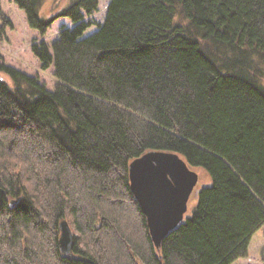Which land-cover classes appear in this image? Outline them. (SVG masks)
<instances>
[{
    "label": "trees",
    "instance_id": "trees-1",
    "mask_svg": "<svg viewBox=\"0 0 264 264\" xmlns=\"http://www.w3.org/2000/svg\"><path fill=\"white\" fill-rule=\"evenodd\" d=\"M13 0L53 89L0 63V264H230L264 225V0ZM0 36L6 26L0 8ZM3 74V75H2ZM173 151L205 174L155 248L128 164ZM200 170V171H199ZM200 182V181H199ZM15 199L14 205L9 204ZM75 237L58 248V222Z\"/></svg>",
    "mask_w": 264,
    "mask_h": 264
},
{
    "label": "water",
    "instance_id": "water-1",
    "mask_svg": "<svg viewBox=\"0 0 264 264\" xmlns=\"http://www.w3.org/2000/svg\"><path fill=\"white\" fill-rule=\"evenodd\" d=\"M128 177L130 189L146 217L150 238L158 249L163 237L183 221L198 174L175 152L148 150L130 161ZM4 195L5 190L0 187V204ZM58 230V248L69 257L74 234L66 219L58 222Z\"/></svg>",
    "mask_w": 264,
    "mask_h": 264
},
{
    "label": "rangeland",
    "instance_id": "rangeland-1",
    "mask_svg": "<svg viewBox=\"0 0 264 264\" xmlns=\"http://www.w3.org/2000/svg\"><path fill=\"white\" fill-rule=\"evenodd\" d=\"M70 1L43 0L39 13L44 17L49 16L60 7L66 6ZM109 1L98 0L97 10L84 17V20L90 21L91 25L85 30L83 37L94 33L104 22L107 9L106 4ZM0 8L7 21L0 36V63L36 77L47 89H53L56 81L53 75V67L50 65L46 69L41 68L38 58L31 50V44L33 41L37 43L44 41L49 47L57 38L60 29L63 26L72 27L73 23L66 17L57 18L50 24L45 33L41 35L37 30L28 26L24 13L18 9L13 0H0ZM1 24L2 22L0 21V29ZM261 81L264 83V74ZM202 178H205V174L199 172V184L203 182ZM195 204V195L191 194L187 203L185 217L191 215ZM230 264H264V226L252 235L248 245L247 257L238 258Z\"/></svg>",
    "mask_w": 264,
    "mask_h": 264
},
{
    "label": "bare ground",
    "instance_id": "bare-ground-1",
    "mask_svg": "<svg viewBox=\"0 0 264 264\" xmlns=\"http://www.w3.org/2000/svg\"><path fill=\"white\" fill-rule=\"evenodd\" d=\"M107 5V4H106Z\"/></svg>",
    "mask_w": 264,
    "mask_h": 264
}]
</instances>
